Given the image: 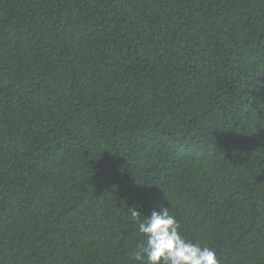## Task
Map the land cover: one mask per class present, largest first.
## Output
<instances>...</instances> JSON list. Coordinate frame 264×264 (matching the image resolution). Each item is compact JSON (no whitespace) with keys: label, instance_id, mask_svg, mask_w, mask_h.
I'll list each match as a JSON object with an SVG mask.
<instances>
[{"label":"trees","instance_id":"16d2710c","mask_svg":"<svg viewBox=\"0 0 264 264\" xmlns=\"http://www.w3.org/2000/svg\"><path fill=\"white\" fill-rule=\"evenodd\" d=\"M162 206L264 264V0H0V264H138Z\"/></svg>","mask_w":264,"mask_h":264},{"label":"clouds","instance_id":"9594fccd","mask_svg":"<svg viewBox=\"0 0 264 264\" xmlns=\"http://www.w3.org/2000/svg\"><path fill=\"white\" fill-rule=\"evenodd\" d=\"M129 212L144 237L130 254L138 264H221L212 248L182 236L181 224L168 207L153 210L144 218L136 208Z\"/></svg>","mask_w":264,"mask_h":264}]
</instances>
